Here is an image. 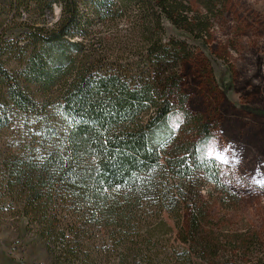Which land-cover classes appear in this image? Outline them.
Instances as JSON below:
<instances>
[{
	"label": "trees",
	"instance_id": "obj_1",
	"mask_svg": "<svg viewBox=\"0 0 264 264\" xmlns=\"http://www.w3.org/2000/svg\"><path fill=\"white\" fill-rule=\"evenodd\" d=\"M131 6L137 42L100 54L96 28ZM178 12L175 0H0V206L49 264H264L236 246L216 256L224 236L203 193H231L170 65L186 43L165 41L163 21L177 28ZM189 24V37L206 32Z\"/></svg>",
	"mask_w": 264,
	"mask_h": 264
},
{
	"label": "rangeland",
	"instance_id": "obj_2",
	"mask_svg": "<svg viewBox=\"0 0 264 264\" xmlns=\"http://www.w3.org/2000/svg\"><path fill=\"white\" fill-rule=\"evenodd\" d=\"M175 1L177 28L163 21L164 40H183L186 47L170 65L182 78L186 108L210 123L204 152L226 169L231 193L226 199L214 189L203 193L213 203L214 231L224 236L216 256L236 246L241 247L237 255L249 260L264 254V0ZM134 8L119 21L99 25L91 46L104 56L134 46L136 32L126 28ZM52 10L55 18L58 6ZM189 23L206 32L187 36ZM171 120L181 134L191 128L180 127L178 113ZM7 212L0 206V264H49L42 240L24 217Z\"/></svg>",
	"mask_w": 264,
	"mask_h": 264
}]
</instances>
